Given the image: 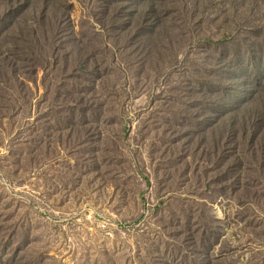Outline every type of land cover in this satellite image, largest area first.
I'll return each mask as SVG.
<instances>
[{
	"label": "rangeland",
	"instance_id": "obj_1",
	"mask_svg": "<svg viewBox=\"0 0 264 264\" xmlns=\"http://www.w3.org/2000/svg\"><path fill=\"white\" fill-rule=\"evenodd\" d=\"M0 264H264V0H0Z\"/></svg>",
	"mask_w": 264,
	"mask_h": 264
},
{
	"label": "trees",
	"instance_id": "obj_2",
	"mask_svg": "<svg viewBox=\"0 0 264 264\" xmlns=\"http://www.w3.org/2000/svg\"><path fill=\"white\" fill-rule=\"evenodd\" d=\"M8 6H9V3H8ZM16 29H17L16 32H17V33H20V30H21L20 27L17 26Z\"/></svg>",
	"mask_w": 264,
	"mask_h": 264
}]
</instances>
